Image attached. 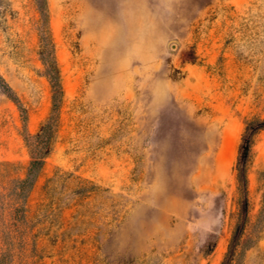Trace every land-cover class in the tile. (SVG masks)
<instances>
[{
	"label": "rangeland",
	"instance_id": "1",
	"mask_svg": "<svg viewBox=\"0 0 264 264\" xmlns=\"http://www.w3.org/2000/svg\"><path fill=\"white\" fill-rule=\"evenodd\" d=\"M255 118L264 0H0V264H221ZM247 180L264 264V132Z\"/></svg>",
	"mask_w": 264,
	"mask_h": 264
},
{
	"label": "trees",
	"instance_id": "2",
	"mask_svg": "<svg viewBox=\"0 0 264 264\" xmlns=\"http://www.w3.org/2000/svg\"><path fill=\"white\" fill-rule=\"evenodd\" d=\"M45 0H35L38 7L43 9ZM47 56V55H45ZM47 58V57H46ZM48 75L53 73L52 62L44 60ZM54 85V84H53ZM45 124L42 130L45 128ZM264 132V119H252L246 123L244 132L242 134L241 143L239 146V156L236 163V180H237V216L234 228L231 233V237L228 243L227 252L222 260L221 264H242L241 258L246 250L251 248L253 241L245 237L246 228L248 224L249 213V198L247 189V166L250 160V152L254 145V140L257 134ZM40 141L39 136L36 137ZM40 162L34 160L30 164L27 178L24 180V184L30 183L32 174L37 170ZM264 207L260 212L263 215ZM261 219L258 218V222Z\"/></svg>",
	"mask_w": 264,
	"mask_h": 264
}]
</instances>
